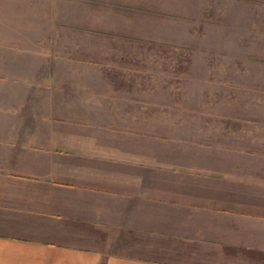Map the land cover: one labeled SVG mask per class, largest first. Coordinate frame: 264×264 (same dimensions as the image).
<instances>
[{"label":"rangeland","instance_id":"obj_1","mask_svg":"<svg viewBox=\"0 0 264 264\" xmlns=\"http://www.w3.org/2000/svg\"><path fill=\"white\" fill-rule=\"evenodd\" d=\"M59 133L127 158L164 228L263 205L264 0H0V138Z\"/></svg>","mask_w":264,"mask_h":264},{"label":"crops","instance_id":"obj_2","mask_svg":"<svg viewBox=\"0 0 264 264\" xmlns=\"http://www.w3.org/2000/svg\"><path fill=\"white\" fill-rule=\"evenodd\" d=\"M57 136L0 138V264H264V204H210L197 229L174 205L164 228L127 158Z\"/></svg>","mask_w":264,"mask_h":264}]
</instances>
